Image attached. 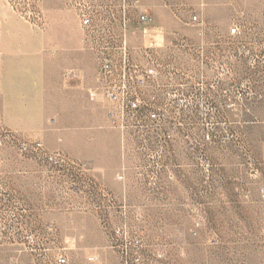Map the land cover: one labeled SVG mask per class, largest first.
<instances>
[{"label":"rangeland","instance_id":"obj_1","mask_svg":"<svg viewBox=\"0 0 264 264\" xmlns=\"http://www.w3.org/2000/svg\"><path fill=\"white\" fill-rule=\"evenodd\" d=\"M59 259L264 264V0H0V264Z\"/></svg>","mask_w":264,"mask_h":264},{"label":"crops","instance_id":"obj_2","mask_svg":"<svg viewBox=\"0 0 264 264\" xmlns=\"http://www.w3.org/2000/svg\"><path fill=\"white\" fill-rule=\"evenodd\" d=\"M38 72H36L35 76L33 77V80H38ZM91 78V79H90ZM88 77L84 73H79V77L76 80H70L66 78L62 79L61 81V87L64 91H72V92H78L84 88H93L95 87V80H94V73L91 74V77Z\"/></svg>","mask_w":264,"mask_h":264},{"label":"built area","instance_id":"obj_3","mask_svg":"<svg viewBox=\"0 0 264 264\" xmlns=\"http://www.w3.org/2000/svg\"><path fill=\"white\" fill-rule=\"evenodd\" d=\"M143 19H145V18H143ZM84 23H85V21H84ZM102 71H103V73L108 74V75L111 73V68H109V64L107 62L103 65ZM74 75H76V74H74ZM110 99L111 100L116 99V94H114V92L110 93ZM57 264H65V261L63 259H59Z\"/></svg>","mask_w":264,"mask_h":264}]
</instances>
